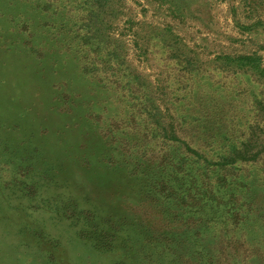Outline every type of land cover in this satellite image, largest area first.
I'll use <instances>...</instances> for the list:
<instances>
[{"label": "rangeland", "instance_id": "rangeland-1", "mask_svg": "<svg viewBox=\"0 0 264 264\" xmlns=\"http://www.w3.org/2000/svg\"><path fill=\"white\" fill-rule=\"evenodd\" d=\"M111 5L100 31L98 22L81 28L98 36L85 50L75 1L0 0V264H205L190 256L219 243L201 238L212 232L205 226L181 227L170 203L156 200L155 184L177 188L170 165L186 174L205 164H177L183 143L159 135L154 114L169 128L194 81L231 114L245 116L264 97V0ZM210 108L192 105L195 114ZM173 125L194 150H210L188 121ZM233 127L220 144L237 143L243 122ZM126 160L146 181L131 184ZM217 168L235 204L252 211L240 215V244L224 264H264V154Z\"/></svg>", "mask_w": 264, "mask_h": 264}, {"label": "trees", "instance_id": "trees-1", "mask_svg": "<svg viewBox=\"0 0 264 264\" xmlns=\"http://www.w3.org/2000/svg\"><path fill=\"white\" fill-rule=\"evenodd\" d=\"M73 1H75L76 6L74 10L78 12L81 11V15H78V18L74 19L72 23L73 28L79 26L78 29L75 30L74 37L78 38L77 48L84 46L86 50L87 48L95 46V40L98 36H96L95 29H88L90 33L87 31L84 33L83 30L82 33L81 28L86 29L90 22L94 24L98 22V31H100L101 27L109 22L111 15H113L111 13L113 10L111 3L118 0ZM112 18H115V16ZM90 41H92V43ZM113 52H115L113 55L114 60L117 59L118 53L114 50ZM253 60L256 62L255 59ZM84 71H87L86 67ZM133 74L134 79L139 78L138 75L135 73ZM197 83L198 81H194V85L191 88V95L188 94L184 97V100H187L183 105H181L183 107L182 114L176 113L171 109L172 113L168 116V119L171 121L168 125L169 128L162 126L163 120L160 117L162 116L160 112L154 114V120L158 128L161 130L159 135L161 134V136H165L166 138H170L178 142L181 141L183 143V151L178 155H173L172 157L173 160H176L177 164L180 163L181 165H190L198 157L199 159L203 158L205 165H201L198 168L192 167L194 171L186 174L185 172L178 173V168L174 165H170L173 172H176L173 173L174 175L180 174V179L178 180V177H176L175 181L177 182V188L175 189L171 185L168 187V183L163 180L162 182L155 184L154 189H157L158 193L157 198H155L162 204V207H169L170 203L172 208L171 211L175 214H172V219L173 221L177 219L178 222H181V227L187 226L188 228L200 229L205 226L206 230H212L210 233H200L201 238H205L208 241L217 239L219 243H217V245H210L207 243L208 247L202 248L203 251H206L204 254L202 251H196L197 255L190 257L196 259L197 262L198 259L205 260L207 258L205 264H224L226 261L229 263L231 256L227 252L231 250L233 242L240 244V237L238 236V239L234 231V227H237L239 217L240 219H245L240 215L243 213L246 214V220H248L250 216L249 213L252 211L248 206V208L246 207V209L243 210V206H246L244 202L240 205H236L234 200L235 195H233L230 190L223 189L225 184H227L226 174H219L217 166L219 165V161L224 162V164L231 165L240 162L241 164L246 162H255L260 159L262 154H264V97L260 100L253 101L252 108L249 109L245 116L240 114H231L230 112L220 110L221 107L224 106L220 99H216L217 103L214 102L211 104L206 96L202 95L204 93H199ZM213 93H215L214 88ZM200 94L202 97H200ZM209 96L213 99V95ZM220 96L221 95H215V97ZM195 100L200 101L201 105H207L208 103L212 105L208 114L207 112L197 114L193 113L192 105L195 103ZM213 101L215 100L213 99ZM156 109H159V107H156ZM166 110L170 111L168 107H166ZM173 121H178L182 124L188 121L189 124L197 130L198 137L201 135L209 138L210 150H206L201 153L199 148L194 150V146H191V141L184 142L180 140L177 136V131L174 128ZM238 121L243 122V127L241 129L239 127L235 128L236 133L240 129V137L236 138L237 143L233 142L234 144L229 145L228 142H225L220 144V142L217 141L219 138H222L224 141L228 134H230L231 138L233 137V134H235L233 126H235ZM223 128L226 133L222 135L218 134L220 131H224ZM209 131L216 135V137L208 135ZM166 152L167 151H165V153ZM214 159L217 161H214ZM126 162L130 164L128 160H126ZM130 165H132L135 168L134 171H136V174L133 175L130 172L131 167L128 168L129 175L127 174V177L132 179L131 184L134 182L146 181L143 176L140 177L138 175L136 170L137 163L135 165ZM226 196L228 197V200H226ZM169 214L171 215V213ZM189 219H193V223L191 222L190 224ZM192 236L196 239L198 238L199 233H192ZM186 241L189 242V239H186ZM192 243L195 244V241H192ZM192 243L190 244L192 245ZM192 252L193 251H190L188 253ZM175 263L178 264L177 261Z\"/></svg>", "mask_w": 264, "mask_h": 264}]
</instances>
